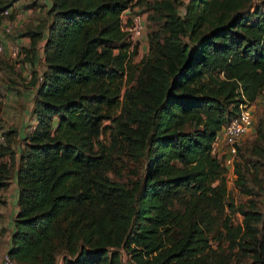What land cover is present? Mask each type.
Instances as JSON below:
<instances>
[{
	"label": "trees",
	"instance_id": "obj_1",
	"mask_svg": "<svg viewBox=\"0 0 264 264\" xmlns=\"http://www.w3.org/2000/svg\"><path fill=\"white\" fill-rule=\"evenodd\" d=\"M132 1L50 0L45 23L22 33L32 54L45 39V68L29 80L36 124L21 149L17 129L0 126L1 206L13 178L17 187L6 254L20 264H123V251L132 264H231L234 253L264 264V212L253 207L237 208V226L223 218L209 243L216 218L235 209L217 133L264 91V0H188L184 15L177 0L154 2L160 28L139 64L123 30ZM13 2L0 0V22ZM0 68L19 93L20 70L1 55ZM256 131L264 160V126ZM120 156L134 179L112 177ZM234 171L264 199L249 166L237 160Z\"/></svg>",
	"mask_w": 264,
	"mask_h": 264
},
{
	"label": "rangeland",
	"instance_id": "obj_2",
	"mask_svg": "<svg viewBox=\"0 0 264 264\" xmlns=\"http://www.w3.org/2000/svg\"><path fill=\"white\" fill-rule=\"evenodd\" d=\"M5 1V0H4ZM19 1V0H14ZM160 0H133L129 8L127 9L126 13H123L122 20L123 25L129 23L130 16L134 14H139L144 22V30L142 35L139 38H131L129 39L134 43L136 46V55L132 57L133 64L140 63L142 58L146 56L148 53V36L154 30H158L160 28V19L161 14L156 13L152 10V5L154 2ZM176 10L179 15H184L185 13V5L188 0H177ZM261 0H254V4L251 5L252 9L255 7L256 4H259ZM47 2V5H46ZM139 2V3H138ZM26 3H33L32 6H27ZM49 7L48 0H20L16 5H14L12 16L8 17L6 15L3 16V19L0 22V32L6 33L5 37L8 38V49L0 53L1 56H4L6 59V52H8L9 48H13L16 45H19L15 42L16 34H19V37H27L26 35H22L27 28L31 26H36L39 23H45L44 17L45 12ZM251 9V10H252ZM29 10V11H27ZM27 11L26 17L22 18V12ZM20 15L19 18H22L19 22L16 21V16ZM8 24H13L11 31L9 33L6 32L5 27ZM129 40V41H130ZM20 46V45H19ZM8 56V55H7ZM21 58L16 59L17 63H14L13 59H10L12 64H14L16 70L24 69L26 72V78L29 74H32L33 77L35 75L38 77L39 73L44 70V62L42 59V48L36 49V53L32 54L28 52V50H22ZM31 57L32 60H28L27 57ZM33 61V62H31ZM29 67L30 69L27 70ZM20 74L24 77V74ZM13 77L10 72L0 68V93L4 94L3 96L0 94V126H3L4 129L6 127L16 128L17 135L15 139V149L17 150L18 147H21L23 144V136L29 132L34 125L35 118L33 117L32 107H33V100L34 94L36 91V85H33L32 82L29 80H23L21 82H15L19 86V93H16L13 90H7L6 84L8 79ZM25 79V78H24ZM39 80V79H38ZM3 101V102H2ZM252 110L254 114V129L253 131L240 143L241 151L238 154V161L242 164L249 166L250 173L254 177V179L261 185L264 186V160L261 159L256 151V136H257V128L259 125L264 126V91L260 94L257 100L252 103ZM105 124H110L109 121L105 122ZM108 135V133H107ZM103 140L106 139V135L102 136ZM20 151V150H19ZM263 162V164H258V162ZM134 168L133 165L126 163L123 161L121 156L117 159L114 170L113 171H120L115 175V173H111L114 179H118L121 181H127L128 178L134 179V176L131 173V169ZM115 175V176H114ZM226 185L228 188V198L230 201L234 203L235 209H230L228 207L224 208V212L222 213L221 217L216 218L213 231L211 235H209V243L213 246H217V241L220 238V232L222 231L221 228V221L223 218H229L231 224L233 226H237L242 222V215L238 212L237 208L241 206H245L247 208L253 207L256 210L264 212V199L263 193L260 189L257 188L256 183L254 180L248 179V186L253 189L252 194L244 193L238 185H236V177L230 176L228 173L224 174ZM252 178V177H251ZM11 184V183H10ZM12 190V187H8L4 192L9 193ZM223 248L226 252H229L228 243H224ZM237 251L236 249L234 250ZM231 254V264H237L236 255ZM3 256L0 255V261L2 260ZM122 263L123 264H132L129 255H127L124 251L122 252ZM60 264V258L58 263Z\"/></svg>",
	"mask_w": 264,
	"mask_h": 264
},
{
	"label": "built area",
	"instance_id": "obj_3",
	"mask_svg": "<svg viewBox=\"0 0 264 264\" xmlns=\"http://www.w3.org/2000/svg\"><path fill=\"white\" fill-rule=\"evenodd\" d=\"M12 14V11L6 9L3 11V15L7 17ZM20 17V15H18ZM13 24H8L5 27L7 33L11 31ZM123 30L128 32L132 38H139L144 30V22L139 14L130 16V23L123 25ZM5 50L4 44L0 43V53ZM22 50L19 45L9 49V58L13 59L14 63L16 59H20L22 56ZM26 78V74L24 76ZM31 74L28 75L26 80L31 79ZM1 98V97H0ZM3 102V101H2ZM239 110L237 115L232 118L227 124L223 125L220 131L217 133L213 148L217 154V157L221 160L222 165L225 168V173H228L232 177L235 175V163L238 160V146L240 143L253 131L254 129V114L252 110V103L242 102L239 104ZM2 206L0 205V211ZM0 264H20L14 259H11L6 253L3 255Z\"/></svg>",
	"mask_w": 264,
	"mask_h": 264
},
{
	"label": "crops",
	"instance_id": "obj_4",
	"mask_svg": "<svg viewBox=\"0 0 264 264\" xmlns=\"http://www.w3.org/2000/svg\"><path fill=\"white\" fill-rule=\"evenodd\" d=\"M19 1H14L12 7H10V11H12V14H13V12L15 13V11L13 10L14 5H16ZM48 1H49V5H50V0H48ZM32 4L33 3H26L27 6H32ZM46 5H47V2H46ZM27 11H29V10H27ZM27 11L22 12V18H24V16L26 17ZM126 12H124V13H126ZM12 14H11V16H12ZM12 17L14 18L15 16L13 15ZM16 18H17L16 21H18V22L22 19V18H19L18 16H16ZM5 34L0 32V43H3L4 47L6 49H8V45H7L8 43L7 42L9 40H8V38L5 37ZM44 40L45 39L38 42L36 49L42 48ZM15 42L20 45L21 50H24V48H26V50H30V48H29L30 39L29 38L18 36V37H16ZM8 54H9V50H8V52H6L5 55H6L7 61L11 63L12 61L9 60ZM42 58H43V55H42ZM28 69H30V68L28 67L27 70ZM20 71L25 76L26 71L22 68ZM35 124H36V121L34 120V125ZM34 125L32 126V128L34 127ZM10 187H12V190H10L9 193L6 194V192H4V191L1 192L2 196L6 200V205L2 206V209L0 211V255H2V256L6 253V251L8 250V247H9L10 236H11V233L13 232V216L17 210V206H16L17 187H16V183H15L14 178L11 180Z\"/></svg>",
	"mask_w": 264,
	"mask_h": 264
}]
</instances>
